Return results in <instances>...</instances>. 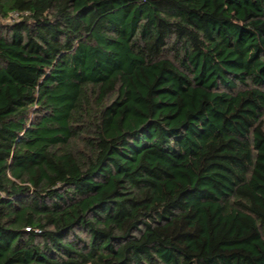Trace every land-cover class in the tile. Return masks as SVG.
<instances>
[{
  "label": "trees",
  "instance_id": "16d2710c",
  "mask_svg": "<svg viewBox=\"0 0 264 264\" xmlns=\"http://www.w3.org/2000/svg\"><path fill=\"white\" fill-rule=\"evenodd\" d=\"M0 264H264V0H0Z\"/></svg>",
  "mask_w": 264,
  "mask_h": 264
}]
</instances>
